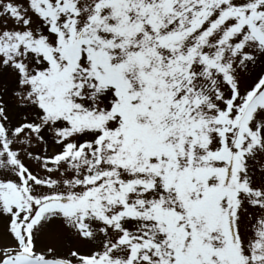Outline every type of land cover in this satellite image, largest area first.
<instances>
[{"label":"snow or ice","instance_id":"1","mask_svg":"<svg viewBox=\"0 0 264 264\" xmlns=\"http://www.w3.org/2000/svg\"><path fill=\"white\" fill-rule=\"evenodd\" d=\"M0 264H264V0H0Z\"/></svg>","mask_w":264,"mask_h":264},{"label":"rangeland","instance_id":"2","mask_svg":"<svg viewBox=\"0 0 264 264\" xmlns=\"http://www.w3.org/2000/svg\"><path fill=\"white\" fill-rule=\"evenodd\" d=\"M2 231H3V223L0 222V232H2Z\"/></svg>","mask_w":264,"mask_h":264}]
</instances>
